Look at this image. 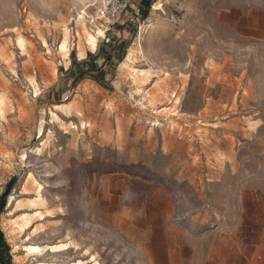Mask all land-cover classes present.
<instances>
[{
  "label": "rangeland",
  "instance_id": "1",
  "mask_svg": "<svg viewBox=\"0 0 264 264\" xmlns=\"http://www.w3.org/2000/svg\"><path fill=\"white\" fill-rule=\"evenodd\" d=\"M99 4L0 0L12 264H264V0H136L113 25ZM116 39L104 81L73 85Z\"/></svg>",
  "mask_w": 264,
  "mask_h": 264
},
{
  "label": "trees",
  "instance_id": "2",
  "mask_svg": "<svg viewBox=\"0 0 264 264\" xmlns=\"http://www.w3.org/2000/svg\"><path fill=\"white\" fill-rule=\"evenodd\" d=\"M142 6L146 9L150 5V0H141ZM135 32H133L134 34ZM135 36V35H134ZM106 47V48H105ZM129 47V42L124 39L111 40L110 43H102L95 54L87 53L86 59L82 61H76L75 57L72 58L73 66H78V77L74 79L73 85H76L79 80L90 77L91 79L99 82L104 81V75L106 73L105 68L109 67L113 70L124 59L126 50ZM103 48V49H102ZM97 59H102L100 65L96 64ZM13 182V179H12ZM12 182H9L6 186L4 193L0 196V214L5 205L6 196L10 192ZM0 264H12L9 245L7 244L4 234L0 229Z\"/></svg>",
  "mask_w": 264,
  "mask_h": 264
},
{
  "label": "bare ground",
  "instance_id": "3",
  "mask_svg": "<svg viewBox=\"0 0 264 264\" xmlns=\"http://www.w3.org/2000/svg\"><path fill=\"white\" fill-rule=\"evenodd\" d=\"M91 41H92V39H91ZM38 202L41 203V200L30 201L29 202V206H34ZM36 213H39V211L36 212ZM20 217H21L20 218L21 219L20 220L21 223L18 226V228H19L18 233L21 234V235L26 234V237H25L26 241H32V240L37 239L40 236L41 232H42V230H40L39 228L34 227L32 230H30V232H26L33 225L32 221H33L34 216L24 213ZM48 248H50L51 252H59L61 250L68 249V247L60 249V248H58L56 246H51V247H48ZM23 250L26 251V254L34 255V256H41V257H42V255L44 254V251H45V249L42 246L36 245V244H26V245H24V249ZM80 263L82 264V262H80ZM93 264H95V263H93Z\"/></svg>",
  "mask_w": 264,
  "mask_h": 264
},
{
  "label": "built area",
  "instance_id": "4",
  "mask_svg": "<svg viewBox=\"0 0 264 264\" xmlns=\"http://www.w3.org/2000/svg\"><path fill=\"white\" fill-rule=\"evenodd\" d=\"M136 0H100L96 9V18L105 20L113 25L122 17L123 13L133 8Z\"/></svg>",
  "mask_w": 264,
  "mask_h": 264
},
{
  "label": "crops",
  "instance_id": "5",
  "mask_svg": "<svg viewBox=\"0 0 264 264\" xmlns=\"http://www.w3.org/2000/svg\"><path fill=\"white\" fill-rule=\"evenodd\" d=\"M226 241V239H224ZM228 241H230L229 239H227Z\"/></svg>",
  "mask_w": 264,
  "mask_h": 264
}]
</instances>
